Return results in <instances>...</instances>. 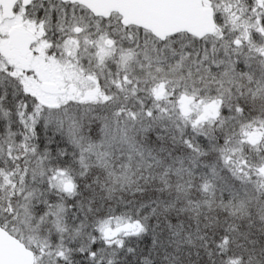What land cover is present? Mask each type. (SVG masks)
<instances>
[{"label": "snow or ice", "instance_id": "6c2138e0", "mask_svg": "<svg viewBox=\"0 0 264 264\" xmlns=\"http://www.w3.org/2000/svg\"><path fill=\"white\" fill-rule=\"evenodd\" d=\"M0 264H264V0H0Z\"/></svg>", "mask_w": 264, "mask_h": 264}]
</instances>
